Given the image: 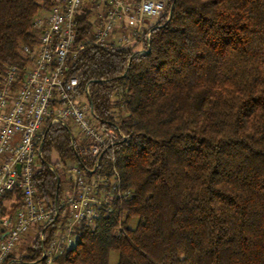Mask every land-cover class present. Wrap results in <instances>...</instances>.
Listing matches in <instances>:
<instances>
[{
	"label": "trees",
	"instance_id": "trees-1",
	"mask_svg": "<svg viewBox=\"0 0 264 264\" xmlns=\"http://www.w3.org/2000/svg\"><path fill=\"white\" fill-rule=\"evenodd\" d=\"M62 1L0 0V80L36 57L34 20ZM166 3L138 49L90 44L69 60L67 78L79 77L94 121L124 136L96 165L92 140L48 123L34 182L59 215L44 225V243L67 222L65 168L101 173L106 191L98 216L76 225L75 244L55 264H264V0ZM93 32L85 5L74 47ZM118 178L120 191L111 189ZM21 198L7 192L3 214ZM42 245L23 244L20 260L39 261Z\"/></svg>",
	"mask_w": 264,
	"mask_h": 264
},
{
	"label": "built area",
	"instance_id": "built-area-1",
	"mask_svg": "<svg viewBox=\"0 0 264 264\" xmlns=\"http://www.w3.org/2000/svg\"><path fill=\"white\" fill-rule=\"evenodd\" d=\"M89 1L104 8L93 22V36L74 47L76 15ZM166 7L165 0H63L36 16L33 23L38 36L36 57L24 72L18 65L10 66L0 80V264L22 262L20 247L25 239L34 237L43 244L40 261L55 264L56 258L75 244L76 225L98 216V207L105 200L99 197L106 192L103 176L94 170L89 177L82 165L71 163L65 177L71 187L64 196L65 228L57 230L44 243V225L59 215V211L47 206L34 182L37 170L44 163L47 125L73 124L84 137L92 140L88 158L98 160V165L102 151L112 147L124 134L94 121L95 114L87 110L86 99L78 94L79 77L67 78L69 60L90 44L129 47L131 36L134 40L142 36L146 19L160 18ZM125 25L128 26L125 33L116 36ZM23 53L31 54V47L25 45ZM121 186L118 178L111 189L120 191ZM14 189L21 192L22 206L13 213L3 214V196Z\"/></svg>",
	"mask_w": 264,
	"mask_h": 264
},
{
	"label": "rangeland",
	"instance_id": "rangeland-1",
	"mask_svg": "<svg viewBox=\"0 0 264 264\" xmlns=\"http://www.w3.org/2000/svg\"><path fill=\"white\" fill-rule=\"evenodd\" d=\"M166 1V0H165ZM88 6L90 7V9L92 10V21L95 23V21H96V18L99 16V14L103 11V5H99V4H97V3H95V2H91V1H89L88 2ZM46 12V11H45ZM42 13H44V12H42ZM161 19V17L160 18H156V19H146V27H144V28H142V33H141V35H143L144 34V32L147 30V28L148 27H150V26H152V25H154L155 23H157L159 20ZM128 26L127 25H125L124 26V29H122L121 31H120V33H122V34H124L125 33V29L127 28ZM139 43V39H137V40H134V38H132V36H131V43H130V46L129 47H136L137 46V44ZM139 45H141V43H139ZM138 45V46H139ZM94 114H95V112H94ZM72 126H73V128H74V131H75V133L76 134H79V131H78V129L73 125V124H71ZM52 161L55 163V162H58L59 161V156H58V154L56 153V152H54L53 154H52ZM58 166H60L61 168L63 167L62 165H58ZM54 171V170H53ZM67 171V169L65 168V172ZM67 188L69 189V190H67ZM71 191V187H70V185H69V183H68V181L66 180V178H65V186H64V196L67 194V193H69ZM34 242H36V239H35V237L34 238H32L31 240L30 239H25V241H24V244H31L32 245V243H34ZM23 245V244H22ZM20 250H21V256H22V254H24V249H23V247H20ZM21 256L19 255V258H21ZM119 252L118 251H112L111 253H110V262L111 263H117L118 261H119ZM22 261V260H21ZM15 264H43V262L42 261H31V262H25V261H22V262H20V263H15Z\"/></svg>",
	"mask_w": 264,
	"mask_h": 264
},
{
	"label": "water",
	"instance_id": "water-1",
	"mask_svg": "<svg viewBox=\"0 0 264 264\" xmlns=\"http://www.w3.org/2000/svg\"><path fill=\"white\" fill-rule=\"evenodd\" d=\"M147 52H149L150 51V46L148 47V49L146 50ZM141 52H145V51H141ZM89 99H90V102H91V97L89 96ZM92 112L94 113V110L92 109ZM49 128L50 127H48L47 129H46V135H47V132L49 131ZM54 171H55V167L53 166V165H49ZM18 168L20 169L21 168V165H18ZM56 210L58 211V202L56 201Z\"/></svg>",
	"mask_w": 264,
	"mask_h": 264
},
{
	"label": "crops",
	"instance_id": "crops-1",
	"mask_svg": "<svg viewBox=\"0 0 264 264\" xmlns=\"http://www.w3.org/2000/svg\"><path fill=\"white\" fill-rule=\"evenodd\" d=\"M123 29H124V28H123ZM121 30H122V29H119V30L116 32V36H120V34H121L120 31H121ZM138 45H139V43H138L137 46H136L137 49H138L139 46H140V45H139V46H138ZM67 190H69V189L67 188Z\"/></svg>",
	"mask_w": 264,
	"mask_h": 264
}]
</instances>
